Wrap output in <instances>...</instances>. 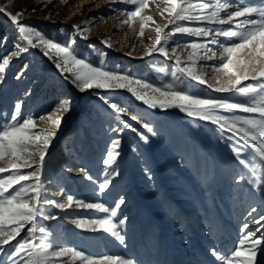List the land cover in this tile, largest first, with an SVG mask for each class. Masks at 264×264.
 <instances>
[{
    "label": "rangeland",
    "instance_id": "1",
    "mask_svg": "<svg viewBox=\"0 0 264 264\" xmlns=\"http://www.w3.org/2000/svg\"><path fill=\"white\" fill-rule=\"evenodd\" d=\"M195 2L199 3V0ZM211 2L219 4L222 0ZM129 3V0H0V8L4 9L0 12V57L15 50L17 44L26 45L5 13L27 10L18 18L20 23L36 28L61 44L75 40L76 52L94 63L100 53H104V66L108 69L131 72L155 86L174 81L173 73L180 75L175 63L177 57L183 67L191 51L183 44L197 38L176 34L170 41L177 43L170 42L166 46L169 58L158 53L145 57L144 48L151 47L156 39L155 27L163 26L169 19L167 13L161 15L166 5L163 0H148L149 7L142 10V15L151 16L154 23L147 22L141 36L139 18L121 23L127 19L126 13L134 10L135 6ZM235 10L230 8L228 11ZM225 16L222 12L221 17ZM243 19L246 17L224 25L197 20L177 23L228 29ZM74 26L87 29V32L78 35ZM168 31L166 29L165 33ZM4 37H7L6 41L2 39ZM213 38L220 41L218 45H209L213 51L219 49L215 59L198 58L194 69L206 84L185 80L180 86L199 96L232 99L236 96L233 92L214 91L235 78L211 67L220 63L222 45L229 42L227 38L215 37L214 33L208 37L209 40ZM102 41H108V46ZM173 47L176 48L175 55H172ZM43 52L42 46L30 47L28 52L14 57L0 73V124L10 121L17 102L22 103L23 116L39 117L55 111L62 97H70L71 111L57 112L63 116V122L46 157L44 176L51 181L46 180L48 199L62 200L66 204V196L71 194L112 209L120 198L125 199V204L112 216L117 224L126 218L125 223L118 226L124 243L103 231H85L72 223L73 219L104 218L109 214L75 205L61 210L47 204L46 212L56 215L57 219L41 218L38 223L46 227L50 235L42 237L37 232L35 237H29L26 226L16 240L0 248V264H13L9 253L17 242L30 238L37 243L50 244L51 250L75 247L93 256L121 255L133 260L134 264H194L196 247L209 253L215 245L210 230H207L211 223L215 229L222 224L229 227L232 235L235 233L231 250L238 245L244 224H248L251 230L260 228L257 236L264 235V222L261 225L254 223L255 218L264 215V185L256 187L248 182L247 169L236 156L239 145L222 138L215 125L189 117L177 108H150L126 90L80 92L61 76ZM206 54L210 56L211 52ZM200 55L203 57L205 52ZM244 56L247 58V50ZM253 67L259 70L260 65ZM160 68L164 71L161 72ZM103 97L130 108L153 128L154 134L147 133L130 116L122 117L132 128L148 137L147 143L115 119ZM38 129L55 130L47 120L38 121ZM114 139L120 141V155L115 164L106 166L103 164L105 150ZM250 152L251 149H244L242 156L251 159ZM80 169L86 170L97 183L86 179ZM241 176L244 178L240 179ZM105 178L110 180V186L101 194L98 183ZM156 203L158 208L154 207ZM252 207L257 211L252 212ZM189 210L192 213H186ZM170 219L176 222L173 224L175 228L167 232ZM176 232L178 237H174ZM179 244L182 246L178 247ZM17 260L23 264L24 256ZM61 264H79V261L64 257ZM257 264L260 263L257 261Z\"/></svg>",
    "mask_w": 264,
    "mask_h": 264
},
{
    "label": "snow or ice",
    "instance_id": "2",
    "mask_svg": "<svg viewBox=\"0 0 264 264\" xmlns=\"http://www.w3.org/2000/svg\"><path fill=\"white\" fill-rule=\"evenodd\" d=\"M129 2L135 6L134 10L128 11L127 19L121 23L127 24L139 18L142 36L146 23H154L151 16L142 15V10L149 7L148 0H129ZM163 3L166 7L161 15L167 13L169 19L163 26L155 27L156 39L151 47L144 48V56L150 57L158 53L169 58L166 46L170 42L177 43L170 41V38L176 34H186L197 38L183 44L191 51L183 67L180 66L181 61L177 57L175 63L180 75L177 76L174 72L175 80L172 82L155 86L149 81L133 76L131 72L108 69L104 66V53H100L98 61L94 63L76 52L73 47L75 40L61 44L36 28L20 23L18 18L27 10L16 14L5 13L18 30L22 41H26V45L17 44L15 50L0 57L2 61L0 62V73L5 71L14 57L18 58L21 54L28 52L30 47L42 46L44 56L52 61L61 76L80 92L92 89L112 92L126 90L150 108H177L189 117L199 118L215 125L222 138L232 140L239 145L236 148V156L239 163L247 169L248 182L256 187L264 185V163H261L264 162V0H259L258 3L253 0H236V2L222 0L219 4L211 0H199V3L195 0H163ZM230 8L236 10L229 12ZM0 12H4V9L0 8ZM222 12L226 14L223 18L221 17ZM240 17H246V19L228 29H206L177 23V21L197 20L202 23L224 25ZM170 25L171 28H169ZM166 29H169L167 33H165ZM86 32L87 29L77 27L78 35L83 36ZM213 33L215 37L227 38L229 42L222 45L220 63L211 65V67L218 72H223L229 78H235L234 80L229 79L221 87L214 88V91L233 92L236 96L232 99L199 96L180 86L185 80L206 84V80L194 69L198 58L215 59L216 51L219 49L213 51L209 45H218L220 41L215 38L208 39ZM2 39L6 41L7 37ZM101 43L108 46L109 42L102 41ZM245 50H247V58L244 56ZM208 51L211 52L210 56L206 54ZM201 52H205L203 57L200 55ZM175 53L176 48L173 47L172 55ZM257 64L260 65L259 70L253 67ZM159 70L164 71L163 68ZM246 81L257 83L246 84ZM103 99L115 114V119L147 143L148 137L138 132L136 128H132L122 117L130 116L147 133L154 134L153 128L132 113L130 108L118 102H112L107 97ZM71 104L70 97H62L55 111L36 117L23 116L22 103L17 102L10 121L6 120L0 124V248L16 240L26 226L29 237H35L37 232L42 237L49 236V230L38 223L41 218L44 220L57 219L56 215L46 212L45 205L47 204L54 205L61 210L75 205L109 214L104 218L73 219L72 223L85 231H103L121 244L124 243V237L118 230V226L123 225L126 218L120 219L117 224L112 216L115 215L116 209L125 204V199L120 198L115 203L114 209L105 207L100 202L79 199L71 194L66 196V204L62 200L48 199L46 188L48 178L44 176L46 157L51 141L63 122V116L57 115V112H70ZM45 120L55 130L38 129V121ZM119 144L118 139L110 141V147L105 150L104 165L110 166L116 163L120 155ZM244 149H251L249 153L251 159L242 156ZM80 171L86 179L97 183L86 170L80 169ZM5 173H7L6 176L3 175ZM243 178V176L240 177V179ZM48 182L51 181L48 180ZM109 186L108 178L99 182V193H105ZM56 194L60 195V193ZM251 211L256 212L257 209L252 207ZM261 222H264V215L254 219L257 225H261ZM245 229H249L248 224L242 226L238 245L234 246L230 252L219 253L215 249L212 250V255L220 264H257V252L262 250L257 246L264 243V235L257 236L260 228L248 231ZM21 255L24 256L23 264H61L64 257L79 261V264H134L133 260L121 255L93 256L75 247H60L59 250H51L50 244L43 241L37 243L31 238L17 242L13 251L9 253V259L13 261V264H19L17 258Z\"/></svg>",
    "mask_w": 264,
    "mask_h": 264
},
{
    "label": "bare ground",
    "instance_id": "3",
    "mask_svg": "<svg viewBox=\"0 0 264 264\" xmlns=\"http://www.w3.org/2000/svg\"><path fill=\"white\" fill-rule=\"evenodd\" d=\"M130 4L131 3H129V5ZM158 206L159 205L157 203L154 205L155 208H158ZM186 213H192V211L189 210V211H186ZM174 223H176V222L171 220V219L169 220L167 232H172L174 230V228H175L173 225ZM201 229H206V228L202 227ZM207 230H210L209 232L212 236V240L214 241L215 245L212 246V249L209 253H207V250H205V249L203 251H200L199 248L196 247L194 250V253H193L194 254V256H193L194 264H220V262L217 261L216 257H214L212 255V250L215 249L219 253H227V252L231 251L232 246L234 245L233 239H234L235 233H234V235H232L230 233L228 226H224L221 224V226H219L218 229H215L211 223L210 228ZM178 235L179 234L176 232L174 234V237H178ZM181 246L182 245L179 244L178 247H181ZM198 246H200V245H198ZM257 247L261 248L262 250L257 252L256 261H258L260 264H262V263H264V243H262L261 245H259Z\"/></svg>",
    "mask_w": 264,
    "mask_h": 264
}]
</instances>
